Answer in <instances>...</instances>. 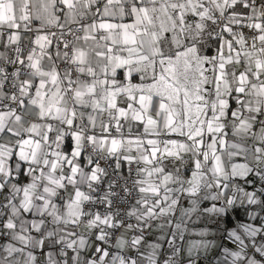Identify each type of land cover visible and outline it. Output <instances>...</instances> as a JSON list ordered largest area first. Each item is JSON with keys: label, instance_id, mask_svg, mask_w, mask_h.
I'll return each instance as SVG.
<instances>
[{"label": "snow or ice", "instance_id": "snow-or-ice-1", "mask_svg": "<svg viewBox=\"0 0 264 264\" xmlns=\"http://www.w3.org/2000/svg\"><path fill=\"white\" fill-rule=\"evenodd\" d=\"M0 264H264V0H0Z\"/></svg>", "mask_w": 264, "mask_h": 264}]
</instances>
